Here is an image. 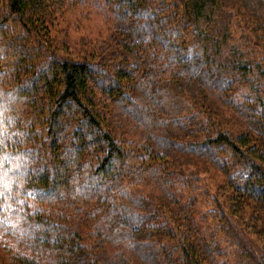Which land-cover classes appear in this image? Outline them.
Listing matches in <instances>:
<instances>
[{
    "label": "trees",
    "instance_id": "obj_1",
    "mask_svg": "<svg viewBox=\"0 0 264 264\" xmlns=\"http://www.w3.org/2000/svg\"><path fill=\"white\" fill-rule=\"evenodd\" d=\"M99 1L0 0V264H264V0Z\"/></svg>",
    "mask_w": 264,
    "mask_h": 264
},
{
    "label": "rangeland",
    "instance_id": "obj_2",
    "mask_svg": "<svg viewBox=\"0 0 264 264\" xmlns=\"http://www.w3.org/2000/svg\"><path fill=\"white\" fill-rule=\"evenodd\" d=\"M82 7L74 9L66 16L69 26L65 31L62 30L63 27L51 30L58 50L62 54L67 53V56L88 55L96 51L97 46L108 36L111 27L110 18L99 0H87ZM202 178L207 180L204 183L210 182L208 176H202ZM202 210H204L203 207ZM108 250L111 258L114 250L120 251L118 247ZM114 253L117 254V252ZM231 259L229 258V261H232Z\"/></svg>",
    "mask_w": 264,
    "mask_h": 264
}]
</instances>
